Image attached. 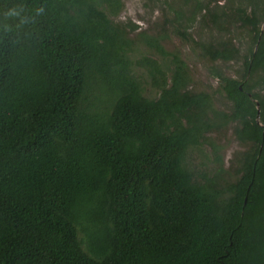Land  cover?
Masks as SVG:
<instances>
[{
    "label": "trees",
    "instance_id": "trees-1",
    "mask_svg": "<svg viewBox=\"0 0 264 264\" xmlns=\"http://www.w3.org/2000/svg\"><path fill=\"white\" fill-rule=\"evenodd\" d=\"M144 7L213 65L240 62L211 71L229 113L189 89L167 34L140 39L173 69L132 59L122 0H0V264H264V0ZM227 127L246 148L234 181L209 138ZM203 143L212 176L189 160Z\"/></svg>",
    "mask_w": 264,
    "mask_h": 264
},
{
    "label": "rangeland",
    "instance_id": "rangeland-1",
    "mask_svg": "<svg viewBox=\"0 0 264 264\" xmlns=\"http://www.w3.org/2000/svg\"><path fill=\"white\" fill-rule=\"evenodd\" d=\"M124 8L120 15L114 18L116 22H129L130 20L139 25V29L131 33V37L136 41L134 51L131 53L132 59L136 60L143 56L147 58H153L158 60L159 63L164 65L170 70L173 66L170 62L171 57L164 58L158 53H155L153 49L148 47L142 38L141 33L147 35L167 34L168 38L161 41V44L167 52L178 54L182 58L188 67L191 83L189 89L194 92H206L212 98V104L215 110L219 112L229 113L231 109V102L225 98V94L220 88L219 80L212 76L211 71L219 66L223 69L224 73L229 77L239 78L240 75V62H231L229 64H216L213 65L208 59L204 58L200 54V50L190 42L182 40L179 36L172 32L170 27L164 26V16L161 11H155L146 9L144 7V0H122ZM167 31V32H165ZM207 29H203L199 25H196L190 30V34L195 41L207 40ZM141 34V35H140ZM239 71V72H238ZM136 73L142 78L145 84V94L150 98H156L159 94L150 85V79L147 78V74L143 68L136 69ZM171 72H169V77ZM209 138L214 141L218 148V153L223 160L224 170L223 177L227 181H234L236 179V156L240 152L246 150L245 147L235 138L232 128L227 127L218 133H212ZM190 162L196 166L200 171L204 169L212 176L217 172V164L215 162V151L208 144L203 143L197 148H194L189 153ZM193 166V167H194Z\"/></svg>",
    "mask_w": 264,
    "mask_h": 264
}]
</instances>
